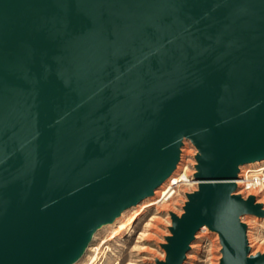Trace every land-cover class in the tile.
<instances>
[{
	"label": "water",
	"instance_id": "95a60500",
	"mask_svg": "<svg viewBox=\"0 0 264 264\" xmlns=\"http://www.w3.org/2000/svg\"><path fill=\"white\" fill-rule=\"evenodd\" d=\"M185 142L198 190L158 264L204 227L221 264H264L237 194L264 161V0H0V264H76Z\"/></svg>",
	"mask_w": 264,
	"mask_h": 264
},
{
	"label": "rangeland",
	"instance_id": "374dc122",
	"mask_svg": "<svg viewBox=\"0 0 264 264\" xmlns=\"http://www.w3.org/2000/svg\"><path fill=\"white\" fill-rule=\"evenodd\" d=\"M197 154L196 149L189 142H185L180 164L182 166L179 168L186 169L187 180L176 186L162 204L147 207L144 201L123 213L113 224L99 230L85 255L76 264H158L165 262L167 254L163 245L167 244L166 239L171 236V215L181 216L188 200L187 196L198 190V182L193 179L196 174ZM237 194L245 199L255 197L256 204H261L264 210V186L249 189L241 186ZM133 218L136 220L135 226L130 229L126 225ZM242 222L248 226L251 255H264V219L245 216ZM146 223L148 225L144 226ZM140 232L148 236L142 237L139 235ZM142 247H147V249L144 251ZM221 251L219 236L216 233L209 229L206 233L199 232L185 264H221Z\"/></svg>",
	"mask_w": 264,
	"mask_h": 264
},
{
	"label": "bare ground",
	"instance_id": "6f19581e",
	"mask_svg": "<svg viewBox=\"0 0 264 264\" xmlns=\"http://www.w3.org/2000/svg\"><path fill=\"white\" fill-rule=\"evenodd\" d=\"M182 166V165H180ZM188 177V176H187ZM186 179V169L179 168L174 176L170 177L162 187L159 188V190L156 191L155 197L148 199L144 202L146 204L145 206H157L162 204L163 200L171 193L175 186H178L181 182H184ZM238 185L243 188H260L264 186V161L257 162L251 165H248L242 169V177L238 180ZM260 219H264V217H259ZM128 222V221H127ZM126 222V223H127ZM135 218L131 219L128 224L126 225L130 229H133L135 226ZM148 223H146L144 226H147ZM124 227V226H123ZM207 228L204 227L200 232L206 233ZM142 237H147L148 234L139 233ZM151 235V234H150ZM147 247H142V250H146ZM135 264V263H132Z\"/></svg>",
	"mask_w": 264,
	"mask_h": 264
},
{
	"label": "built area",
	"instance_id": "2783aa9c",
	"mask_svg": "<svg viewBox=\"0 0 264 264\" xmlns=\"http://www.w3.org/2000/svg\"><path fill=\"white\" fill-rule=\"evenodd\" d=\"M241 177H242V173H241ZM241 177H240V178H241ZM237 184H238V182H237ZM175 187H176V186H175ZM175 187H174V188H175ZM174 188H173V190H174ZM173 190H172V192H173ZM168 196H170V194H169ZM168 196H167V197H168Z\"/></svg>",
	"mask_w": 264,
	"mask_h": 264
}]
</instances>
